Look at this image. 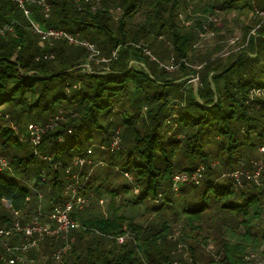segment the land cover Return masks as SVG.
<instances>
[{
  "label": "trees",
  "instance_id": "trees-1",
  "mask_svg": "<svg viewBox=\"0 0 264 264\" xmlns=\"http://www.w3.org/2000/svg\"><path fill=\"white\" fill-rule=\"evenodd\" d=\"M185 1L102 0L92 12L77 9L73 0H48L51 13L47 19L42 8L30 6L35 19L46 26L82 33V40L96 44L109 60L98 67L88 62L86 48L71 51L72 44L65 41L50 46L53 56L44 58L40 38L28 29L23 11L10 0H0V24L15 26L12 33L0 35V228L16 219L3 209V203L24 216L32 209L33 214L40 212V192L49 206L44 211L62 203L67 185L76 181L69 178L78 169L73 159L90 157L105 146L109 155L105 158L109 164L106 177L97 172L88 177L83 194L102 193V182L117 170L129 173L133 179L123 191L138 187L140 193L136 200H127L128 205L142 209L146 201L159 200L161 204L152 210L182 216V235L171 241L173 230L167 222L144 228L111 204L109 216H73L89 229L70 233L76 242L66 264H200V244L211 241L219 242L222 259L216 262L209 257L204 264H249L245 261L247 249L264 243V172L258 182L242 176L240 185L223 174L251 171L257 160L264 159L259 149L264 146V98L247 102L250 90L264 88V23L257 35L249 37L241 54L225 62L206 60L201 54L194 55V34L180 26ZM256 3L214 0L205 12L213 13L216 7L264 11V0ZM143 6L145 22L131 26L127 20L132 21ZM112 9L122 12L114 23ZM160 36L171 41V51L158 42ZM146 46L160 58L172 52L179 61L198 58L204 65L196 71L182 62V75L171 79L157 59L145 54ZM86 63L92 73L83 67ZM64 65L69 66L62 68ZM188 74L200 76L198 99L191 89L183 91L189 79L182 81V77ZM171 102L175 103L172 107ZM50 122L55 127L42 133L37 146L41 156L48 158L43 160L25 138L33 125L44 127ZM117 131L120 146L111 151ZM2 160L6 168H2ZM100 164L105 162L97 166ZM181 165L189 168L179 169ZM201 167L202 178L199 184H192L194 190L183 192L182 200L170 196L175 172L191 173ZM67 168H71L70 175ZM85 175L82 167L79 178L84 180ZM31 180L34 190L28 183ZM118 191L108 189L112 201ZM176 205L181 211L177 212ZM209 215L219 226L213 234L208 231L202 242L190 232H199ZM127 232L129 240L118 244L115 237ZM87 234H93L90 242L85 240ZM189 241L188 261L177 252L180 243ZM64 243L63 239H46L40 252L53 251Z\"/></svg>",
  "mask_w": 264,
  "mask_h": 264
},
{
  "label": "rangeland",
  "instance_id": "rangeland-1",
  "mask_svg": "<svg viewBox=\"0 0 264 264\" xmlns=\"http://www.w3.org/2000/svg\"><path fill=\"white\" fill-rule=\"evenodd\" d=\"M213 2L214 0H186L184 6L181 7L180 9V14H179L178 19H179L180 26L184 28V30L186 31L191 30L192 33L194 34V41L192 43L193 44L192 48L196 50V52L194 53L195 56H198L199 54H201V57L205 56L206 60L208 58H210L211 60L220 59L221 61L225 62V60L228 59L230 56L241 54V52H243L247 48L249 37L255 36L259 33L260 26L264 23V11H260L258 7H254V9L252 10H248V9L240 10L239 8H236L230 11L221 10L220 7H216L213 13L205 12V10L208 9L209 5L212 4ZM256 2L257 0L256 1L252 0L253 5H256L257 4ZM143 10H144V6L140 11H138L135 14V17L132 19V21L128 19L129 21L127 20V22L131 24V26H137V25L143 24L145 22ZM111 14H112L111 23H114V22H117L118 18L121 17L122 12L118 9H112ZM32 18L35 20V22H37L40 25V27L45 28V29L52 28V27L46 26L44 22L39 21L37 17L35 19L33 14H32ZM45 19L47 18L45 17ZM28 25H29V22H28ZM29 30L32 32L30 28ZM72 33L74 36H77L79 38L83 37V36L80 37L82 33H79V32H72ZM33 34L38 36L35 33ZM84 37H87V36H84ZM158 38H159L158 42H160L161 44H164V46L166 47V51H169V50L171 51L170 49L172 46L171 41L163 36H160ZM63 41L64 40H56L53 42H43L40 38L39 45L42 46V51H43L42 54L45 53V55L53 56V53H50L51 52L50 46L53 45L55 47L61 43H64ZM139 45L142 46L143 43H140ZM70 48H71V51L72 50L78 51V48H80V46L72 44ZM80 50H83V49L80 48ZM144 52L146 55L152 58V60L157 59L159 63L161 64V66L164 67L168 71L171 79L178 78L180 77V75H182V72H180L182 62L186 66L190 68H194L196 71H200L204 65V62L198 58L197 60H194V62H189L185 59H182L179 61L175 58V55L172 54V52H167V55L163 56L164 58H160V56L157 55L153 51V49H149L148 47L144 48ZM101 58H103L102 54H101ZM88 62L91 63L89 60ZM102 63L103 62H99V63L95 62V65L98 67H101ZM131 64L134 66L146 68L143 63H138L136 61H132ZM67 66L69 65H64L62 66V68H65ZM88 66L89 64L86 63L83 67L87 70ZM199 77L200 76L198 74H188L182 77V81H188L189 79L188 83L182 87L183 91L191 89L197 99H198V96H197L198 94L196 93H197L198 88L200 87ZM174 104H175L174 102H171L170 106L172 107ZM68 133L70 134L69 131ZM92 148L96 149L97 145H94ZM35 151H38L39 153V149L34 150V152ZM101 151L100 152L96 151V154L93 153L92 156L87 157V158H83L79 156L80 158L85 159L84 166L82 167H83V170L87 173V177L92 178V176H95L96 172H97V176L101 175V177L103 178L106 177L105 172L109 164L107 161H105V158H108L109 155L106 153L105 150L104 152H101ZM39 158L42 159L41 157ZM88 160L91 161V163H89L88 166H86L87 165L86 163ZM100 162H105V165L100 164V166H97ZM5 164L6 163L4 162V164L2 165V168H6ZM91 167L92 169H90ZM180 167L182 168H179V169L189 168L188 165L187 166L181 165ZM216 167H219L218 163ZM255 168H256V165L253 164V169L251 171H249L248 169L247 170L239 169L238 171L241 172V174L243 175H245L246 173H249L250 176H253L255 174L254 173ZM116 172L117 173L109 174L110 175L108 178L109 180L106 183L102 182L103 183L102 193H99V195H97L96 193H92V192L87 193L88 196H90V194H93L92 195L93 197L91 198L90 206L84 209V211H74L72 213V217L75 215L78 217H83L84 219H88L92 216H101V215L109 216L110 214H112L111 204H113V207L115 209H118L128 219H132L136 223L145 226L144 228L149 227V225L151 224H155L159 226L162 223L167 222L170 225L169 227L171 228V231L173 230L172 234L169 236V240L171 241L178 240L180 236L182 235L181 230L184 227V221L182 220V216L179 215L176 217L173 214H171V212H167V211L164 212V214H162V212H158L155 210L153 211L152 208L154 209V206L161 204L159 200L156 201V200L150 199V201L148 202L146 201L142 209H139L141 207L137 208V207L128 205L127 200L133 201L139 197V195L135 194L134 190H130L127 193L123 191L124 190L123 187L128 185V183H130L133 178L131 174L129 173H128L129 174V177H128L126 175V172L119 171V170H117ZM262 172H264V169L262 170ZM77 177L75 179H77ZM69 178L74 179L72 178V176H69ZM78 179H83V178L78 177ZM28 183L30 187L33 188L32 180L29 181ZM192 184H195V183L180 184L179 191L171 192L170 196H172L173 198L180 197L178 200H182V196L185 195L183 194V192H186V191L189 192V190L195 189V185H192ZM108 189L110 190L116 189L120 191V194L116 197L114 201H112V197H111V194H109ZM191 192L192 191H190V193ZM39 199H40V205H39L40 212L42 213L43 216H48L52 210L44 211V209H48L49 206L47 205V202L44 198V194L42 192H40L39 194ZM29 208L30 207L27 206L28 210ZM175 208L177 212L181 211V207L179 205H176ZM3 209H5V211H7L8 214L12 218H14L15 213L12 212V208L9 205H7L6 203H3ZM34 212L35 211L33 209L30 211H27L25 212L26 216H24L21 212H18V215H15V217H20V218L23 217V219L30 221L33 218V216H35L33 214ZM210 217L211 216L209 215L207 218H205V222L206 221H210V222L208 224L207 223L205 224L204 222L199 232L197 233L190 232V234L193 235L194 238H197L202 241L203 237L206 236L205 234L208 235L209 233L208 231H210V233L213 234V232L218 229L219 224H217V222H215L214 220L213 221L210 220ZM76 220L77 222L82 224L79 218H76ZM73 232L82 233V230H75ZM69 237H70V234H69ZM92 237H93V234H87L85 235V240L90 242V239ZM71 238H74L76 240V236L71 235L70 239ZM190 244H191L190 241L184 244L180 243L178 247L179 250L177 252L178 255H180L181 257H183L185 260H188V261L191 258L190 251H189ZM200 245H201V248L203 249L202 250L203 258H201L202 263L201 261L198 260L200 264H204L205 261L209 259V257L214 259V261L216 262L221 261L222 259L221 254L218 253V251L220 250V244L218 241L217 242L211 241L209 244L201 243ZM250 252H254L258 255L264 256V243L260 245H256L255 247H252V248L249 247L245 253V256ZM45 253H50V251L45 252Z\"/></svg>",
  "mask_w": 264,
  "mask_h": 264
},
{
  "label": "built area",
  "instance_id": "built-area-1",
  "mask_svg": "<svg viewBox=\"0 0 264 264\" xmlns=\"http://www.w3.org/2000/svg\"><path fill=\"white\" fill-rule=\"evenodd\" d=\"M14 2L24 13L27 18L30 28L33 33L37 34L43 42H53L56 40H64L69 44L79 45L86 48L89 52L90 62H108L106 58H101V51L96 46V44L82 40L81 38L74 36L64 29L59 28H42L35 22L32 18V11L30 6L36 5L42 8L44 16L48 18L51 13V6L48 0H10ZM74 5L77 9H89L92 12H96L97 8L100 6L102 0H73ZM14 23L0 24V35L5 36L8 33L14 31ZM117 54L116 51L113 52V57ZM52 57L51 55H45L44 58ZM90 68V69H88ZM87 70L92 73L90 64ZM250 98L247 102L252 101L255 98H264V88H256L250 90ZM59 119H62L59 118ZM56 125L55 122L47 123L44 127L39 124L32 126L28 138L38 150L37 146L41 144V136L47 129H52ZM71 132V131H69ZM120 146V136L119 131L116 132L114 140L110 146L111 151H116ZM102 150H107L105 146H101ZM260 152L264 154V146H261ZM35 154L40 155V152L35 151ZM42 157V156H41ZM45 160L47 157H42ZM85 159L75 157L72 164L76 166L78 172H73L71 174V168L66 169L67 174H71L72 178L79 177L82 166H84ZM91 163L87 161L86 164ZM256 165L254 175L250 176L249 173L245 175L241 172H225L223 174L224 178H232L235 184L240 185L242 176H246L248 179H252L255 182L259 181V177L264 169V159H259L254 163ZM203 168H198L195 171L188 172H175L172 179V188L176 192L179 189V185L182 183H195L199 184L202 178ZM129 177V174L126 173ZM75 179L74 183L67 185L65 190V199L62 203L53 206L52 211L48 216H43L41 212L34 214L30 221L22 222V218L16 217L15 221L8 227L0 228V264H66V256L71 249V245L74 242V238L69 237V234L73 230H87L86 226L80 224L72 217L74 211H84L91 204V198L93 194L88 196L83 194L85 185L88 177L86 176L84 180ZM71 179V178H70ZM72 180V179H71ZM135 194L139 195V188L133 189ZM18 215V212H15ZM97 233V232H95ZM62 238L65 243L59 247L50 251V253L40 252V247L46 239L59 240ZM130 238V232L118 235L115 240L118 244H125ZM245 261L249 264H264V256L258 255L254 252H250L245 256Z\"/></svg>",
  "mask_w": 264,
  "mask_h": 264
},
{
  "label": "clouds",
  "instance_id": "clouds-1",
  "mask_svg": "<svg viewBox=\"0 0 264 264\" xmlns=\"http://www.w3.org/2000/svg\"><path fill=\"white\" fill-rule=\"evenodd\" d=\"M23 218V217H22ZM25 221H27V220H25ZM14 222V221H13Z\"/></svg>",
  "mask_w": 264,
  "mask_h": 264
}]
</instances>
